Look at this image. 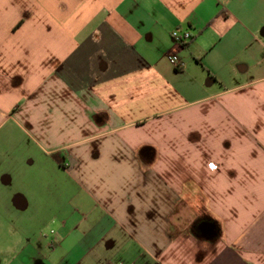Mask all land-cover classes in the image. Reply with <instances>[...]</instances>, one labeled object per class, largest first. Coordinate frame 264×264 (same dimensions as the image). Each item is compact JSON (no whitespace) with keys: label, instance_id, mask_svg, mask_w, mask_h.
<instances>
[{"label":"crops","instance_id":"obj_1","mask_svg":"<svg viewBox=\"0 0 264 264\" xmlns=\"http://www.w3.org/2000/svg\"><path fill=\"white\" fill-rule=\"evenodd\" d=\"M0 264H264V0H0Z\"/></svg>","mask_w":264,"mask_h":264},{"label":"built area","instance_id":"obj_2","mask_svg":"<svg viewBox=\"0 0 264 264\" xmlns=\"http://www.w3.org/2000/svg\"><path fill=\"white\" fill-rule=\"evenodd\" d=\"M172 38H174L180 45L186 46L192 39V34L189 30L175 29L171 33ZM171 62L176 65L177 61L175 58H171ZM212 168H216L215 164L210 163Z\"/></svg>","mask_w":264,"mask_h":264},{"label":"trees","instance_id":"obj_3","mask_svg":"<svg viewBox=\"0 0 264 264\" xmlns=\"http://www.w3.org/2000/svg\"><path fill=\"white\" fill-rule=\"evenodd\" d=\"M56 156V155H55Z\"/></svg>","mask_w":264,"mask_h":264}]
</instances>
